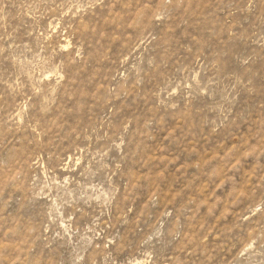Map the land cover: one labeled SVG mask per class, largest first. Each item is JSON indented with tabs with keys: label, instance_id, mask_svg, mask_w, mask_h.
Wrapping results in <instances>:
<instances>
[{
	"label": "rangeland",
	"instance_id": "obj_1",
	"mask_svg": "<svg viewBox=\"0 0 264 264\" xmlns=\"http://www.w3.org/2000/svg\"><path fill=\"white\" fill-rule=\"evenodd\" d=\"M0 264H264V0H0Z\"/></svg>",
	"mask_w": 264,
	"mask_h": 264
}]
</instances>
